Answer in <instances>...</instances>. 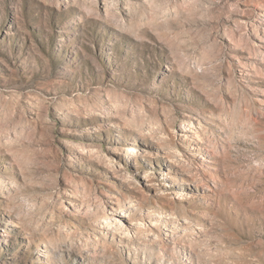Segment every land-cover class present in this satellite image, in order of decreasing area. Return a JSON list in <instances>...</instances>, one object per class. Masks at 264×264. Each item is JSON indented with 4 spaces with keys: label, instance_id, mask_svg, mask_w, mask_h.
Segmentation results:
<instances>
[{
    "label": "rangeland",
    "instance_id": "rangeland-1",
    "mask_svg": "<svg viewBox=\"0 0 264 264\" xmlns=\"http://www.w3.org/2000/svg\"><path fill=\"white\" fill-rule=\"evenodd\" d=\"M0 264H264V0H0Z\"/></svg>",
    "mask_w": 264,
    "mask_h": 264
}]
</instances>
